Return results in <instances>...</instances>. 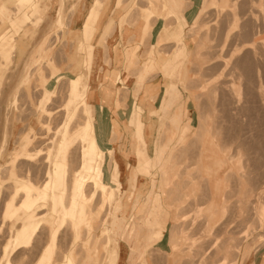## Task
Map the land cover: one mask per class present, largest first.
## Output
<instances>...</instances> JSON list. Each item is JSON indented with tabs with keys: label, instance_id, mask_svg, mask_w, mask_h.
<instances>
[{
	"label": "rangeland",
	"instance_id": "rangeland-1",
	"mask_svg": "<svg viewBox=\"0 0 264 264\" xmlns=\"http://www.w3.org/2000/svg\"><path fill=\"white\" fill-rule=\"evenodd\" d=\"M66 1H72L73 4L70 5L66 3ZM102 1L103 0H61L58 11L56 10L57 4L49 6L48 9L42 13V17L40 16L41 18L35 23L31 21L26 26L19 28L13 27L12 29L8 28L7 22L0 25V34L6 32L4 35L5 38L0 43V70L2 69L0 71V74L2 75L0 80V145H4L3 147H6V154L2 157V163L5 165H8L11 161V157H9L10 155L8 152L12 153L14 149L20 145V139L28 133L32 136V143L29 146V149L31 147L32 148L30 150L34 149L33 143H35L36 140V148L42 144V136L46 137V139L50 136L53 137V139L60 138V133L57 132L56 128L58 129V127L63 124L61 121H63L64 113L66 112L65 105L67 103L65 102L68 94L67 82L70 80V74H68L70 69V64H68V55H74L78 43L76 40L79 39L76 32L73 34L67 33L72 28L75 31L81 29L83 42L85 44L86 42L91 43V41H88L84 37V26L80 25V23H83V20L75 22L72 19L76 13L84 16L87 12L83 19L86 18L89 11L96 9L98 4L104 7ZM134 1L135 0H128L129 4L124 5L122 8V11L125 12L124 15H121L120 20H117L121 22L126 18L127 35L125 37L123 35L121 36L122 45L124 44L127 46L130 44L138 50L137 61L131 68V73L139 76L142 72L140 60L144 59L148 49L149 51L146 60H155L157 56V49H160L167 58V63L164 66H175L177 63L179 66H182V64L184 65V63L187 62V75L185 74V69L183 68L178 69L179 76L176 74L172 75L173 78L176 76V78L173 79V81L176 80V85L169 84V80L164 78L168 77L169 73V69L164 66H159L160 69H155L152 71V74L150 73L147 77L153 78L160 71L164 78L161 83L164 85H170L168 94L174 92L179 93L181 91H187L189 93L193 105V126L191 127L187 141L182 143L186 144L178 151L176 150V145L181 143L176 144L175 142L180 141L182 138H175L173 142H170L169 139L172 136L173 129L167 126L165 132L162 130L161 134L164 133V139L161 154L159 156L156 152L158 150L157 148H147L148 143L146 140L150 138V141H152L151 138H153L154 134H145L144 138H140L139 134L136 133L139 139V143L135 145V150L138 156L131 160L127 158L128 160L126 161L127 163L132 162L133 165L137 166V161L141 159L145 169L138 170V173L135 170V166H131L129 174L126 178V187L129 191L133 192V195L129 200L128 207L123 213H119L120 210L116 206L117 204L115 201L112 202L113 204L115 203V207L112 206V203H109V206L113 207L110 222L111 232L116 239V242H119L122 245L124 242L125 244L127 243L125 251L123 252L122 262L125 264H140V258L143 252H145L147 258L151 256V264H202L205 261L204 258L207 259L206 256L209 259V255H211L210 259L212 262L209 260L208 263V260H206L203 264H264V0H185L186 4L184 3L183 6L178 4L179 7H182V11L178 10V13H174L172 11L173 13H169L167 15L163 12L165 15L163 16L165 21L159 20V17L162 16V11L155 5L156 10L158 9L156 12L157 14L160 12V15L149 11L147 13V18L149 19L148 27L140 30L137 29V25L141 19L144 18L145 14L144 9H141V7L151 6L152 0H138L136 4ZM189 2H191V4ZM35 3L36 5H38V3L41 5V0H35ZM162 3L163 0H158V4ZM192 6L194 11L193 20L190 15V19H187V23L185 19L187 16V10H190ZM59 17H62V20L64 21L62 24H57V19ZM102 22L104 23V20ZM75 23L78 24L76 27L73 26ZM117 23L115 22L113 28L116 27V29L122 34V31L124 30L121 31V28L118 27ZM161 26L162 30L166 31L165 35H163L166 39L163 41L169 42L171 45L170 47H175L169 53L164 50L166 48H157L158 41L155 44V47L149 46L152 45L150 44L152 32H157ZM43 27L47 29L49 28V31H51L49 35V44L51 48L49 52V59L38 66L32 67L29 65L28 67V65L26 66V63H28L30 59V54H32V51L42 41L40 35L41 32L39 30ZM59 31H62L61 37L59 36ZM94 31L96 33H100L101 27L98 28V26H95ZM51 34L56 36H51ZM187 36H191L190 40H192L193 43V51L188 54V58L186 55ZM93 39H95L94 42H92L94 45L95 55L91 64L92 73L89 74V81L92 78L95 79L96 74L100 70L102 58L105 53V51L101 52V50L103 48L104 50L107 48L106 45H98L99 38L96 39V37H94ZM23 41L25 42V46L22 44ZM144 42L147 45L146 48H144ZM21 49H23V52L20 51ZM175 51L178 52L179 56L177 57V61L174 62L171 58V54ZM144 52L145 54L142 56L141 54ZM4 53L6 54L3 55ZM64 54H67V57H65ZM56 58L61 60L58 61ZM65 60L67 61L65 62ZM30 63L32 64L31 61ZM215 66L218 67L216 68L217 70L215 69ZM64 69L68 72L64 73L62 76L66 77L65 79L63 78V80L58 81L57 88H59V91L57 90V92L59 95L58 93L54 94L55 97H53L52 102L50 101L48 103L51 107H49L48 104L46 105L47 108L49 107L53 109V119L50 120L52 123L50 125L43 124V121H49L46 112L41 114L37 110V105L40 102L42 95L43 83L51 76L53 71H61ZM248 71H252L254 74ZM95 86L96 83L92 87ZM222 86H225V88ZM143 87L144 84L141 85L138 92V100L139 93L142 92ZM120 91H122V89ZM124 94L125 96H128L126 101L125 99H122L121 102L123 103L118 102L119 108H117V116L126 120L129 111L131 113L136 112L135 121H129L128 119L129 125L135 127L138 122L141 121V113L136 108L137 101H133V106L135 108L132 106L131 109H129L130 107L127 103L130 93L127 90ZM222 95L225 97H222ZM125 96L123 98H125ZM11 97H13V99ZM220 98L223 99L221 100ZM12 101L15 102L12 103ZM220 103H223L224 105L222 104V106ZM12 104H14V106ZM232 112L234 114H232ZM100 114L99 118L102 122L105 116L102 113ZM113 121L115 134H111L112 138L110 143L113 148L114 157L119 163L121 177L124 179L122 174L123 167L125 166L120 163L121 157L118 156L117 150L122 149V147L118 144L123 147L127 145L128 137L123 134L121 135V133L125 132L123 123H121L120 120L117 122L116 120ZM150 121L153 122V119H150ZM118 122L120 123V126L117 125ZM179 123H177V125H179ZM31 124H34L35 127L30 131ZM57 125L59 126L57 127ZM207 125H209V127H207ZM228 125L232 128L233 126L235 127L231 129ZM223 126H226V129H231L230 132L229 130H226L225 132L221 131ZM201 127L205 133L199 135ZM210 127L212 131L209 130ZM177 128L180 132V128L178 126ZM214 131L216 132V135ZM228 132L230 136L232 135V137L229 136ZM204 135L205 140L204 143H202ZM160 136L163 138L162 135ZM194 137L195 142H192ZM38 138L40 140H38ZM18 139V143L15 142ZM50 139L48 140L50 141ZM48 140H45L47 145L49 142ZM38 141H40L39 144ZM144 141L146 148H144ZM173 143H175V145L172 148H169L173 145ZM244 144L246 145L245 149ZM239 145L241 148H239ZM116 146L117 148H115ZM46 148L47 146L44 147V149ZM201 148L204 152L202 153V157L200 156ZM246 148L249 151H247ZM175 150L177 151L176 153H174ZM45 152H47V150H44V155L46 156ZM171 155L173 156L170 157ZM176 155H179L180 159L183 157L186 159L179 160L180 163L178 162L177 164V162H174L173 160ZM260 155L262 158H259ZM255 156H259L258 159L260 160L258 161ZM7 159L8 161H6ZM22 159L24 158L20 157L17 159L19 165ZM25 162L27 161H21V165H24ZM31 162L35 164L34 161H28L27 163ZM189 162L191 165H189ZM148 163H151L150 167L146 165ZM242 163H244V165ZM35 166H37V164H35ZM39 166L36 167L37 169L33 167V171L37 172ZM184 168L188 169L182 173V169ZM166 170L170 180L171 196L167 197V195L165 201L163 202V195L166 194V186L163 183L162 173ZM250 170H253V172ZM68 171H65L67 180L70 178L68 176H71V173ZM143 175L150 178L146 180ZM237 176L240 177L238 178ZM193 177L194 179H192ZM195 177L197 179H195ZM199 177H203V180L201 178L199 179ZM244 177L248 179V182H246ZM240 178H244L245 183H243V180ZM250 178L252 179L250 180ZM209 179L212 184H215V188L209 185ZM159 181L160 184L158 183ZM240 184L243 185L240 186ZM248 184L249 186H247ZM252 185H254V188ZM237 187L240 188L238 189ZM245 187L247 192L244 190ZM1 188L2 183L0 181V189ZM146 188L149 190L147 192V196L140 197L139 194L144 191L141 189ZM160 188L162 189V196L158 194L159 199L154 201L152 204L154 195ZM249 188L251 189L250 191ZM243 190L244 192L242 193ZM2 193H5V191L3 192L0 190V240L4 242L2 243L0 241V260L2 257V247L6 243L5 238L8 240L12 233L9 231L15 223L14 219L2 216L4 210L3 204L6 200V196H4L6 193ZM231 194H233V196ZM179 195L182 196L177 198ZM141 198L145 201V207L149 206V209L152 207V209L156 208L158 210V212L155 213V216H160L163 212H168V216H166V220L162 224L163 229L153 240L149 238L152 231V226L148 222L149 209L146 214L142 213L144 207L140 212H137L138 206L142 202L140 201ZM249 201L251 203H249ZM191 203H194V205L203 204L207 205V207L198 208L196 212L186 213L183 214V216H180L181 214H175L176 217L173 216V205L179 206L180 204L188 205ZM165 204H168L169 207H166ZM109 206L107 205L106 208ZM142 215L144 216L141 217ZM52 219L53 217H51V220L48 223L45 222V225L41 227V232H38L37 234L41 239L36 236L34 238L36 240H34V243L32 244L33 246L31 245V249H29L30 246H28L26 250L23 248L24 251L21 248L20 250H22V252L19 249L14 252V257L12 258L11 256V260L15 262L14 264H35V261L37 260L44 244H46V241L48 242L47 238L50 236V231L54 226ZM140 219L143 221L142 223L140 222ZM181 220L189 223L194 227V229H191L190 227L185 228L184 225L181 226ZM170 221L173 222L170 224H173V227L168 229L167 225ZM199 223H201V225ZM6 224L9 227L8 231L6 230L8 227L5 228ZM145 229L148 234L146 237H143ZM215 231L217 233L216 236L214 235L216 234ZM2 232H6L7 234H2ZM168 232L170 233V236L167 242V248L166 245L164 246L162 243L164 235ZM70 233L71 232H69V230L68 232L65 231L64 233H61V238L58 239L60 241L58 242V245H60L59 249H65V247L70 245ZM107 236L108 233L105 232L101 239H106ZM221 236H223V238ZM62 237L64 239L67 238L66 241L63 240ZM61 239L63 241H61ZM210 239L211 241L209 242ZM64 241L67 242V244L64 245ZM205 241H207V244H205ZM35 243L36 245H34ZM80 244L84 245L82 241L79 245ZM103 244L104 245L99 251L95 250L96 243L89 247L82 246V248H85L82 249L83 256L79 261V264H104L105 254L108 249V242ZM214 244L217 245L214 247ZM80 247L78 248L80 249ZM207 247H210L211 252L204 254L203 257L202 255L204 253V249ZM222 247L226 249H222ZM225 250L226 252H224ZM216 252L218 254L214 255ZM229 252H231L232 255L228 254ZM33 255H35L34 258ZM201 258L204 261L200 260Z\"/></svg>",
	"mask_w": 264,
	"mask_h": 264
},
{
	"label": "bare ground",
	"instance_id": "bare-ground-1",
	"mask_svg": "<svg viewBox=\"0 0 264 264\" xmlns=\"http://www.w3.org/2000/svg\"><path fill=\"white\" fill-rule=\"evenodd\" d=\"M151 4L152 5L149 7H141V9H144L145 14H144V18H142L141 21L137 25L138 30L145 28V27L146 28L148 27L149 19L147 18V13L149 11L157 14L156 11L158 9L156 10L155 5L158 6L160 8V10L162 11V14H161L162 16H160L159 19H162L165 21L163 16H165L169 13H173L166 6V3L164 0H163L162 4H158V0H152ZM119 5H120V0H116L115 1V7H119ZM13 8L15 10L14 15L9 17L7 20V23H8L7 26L9 29H12L13 27L19 28L22 26H26L31 21L33 23H35L36 21H38L42 17V13L45 12V8L43 6H41L39 3H38V5H36L35 0H16V4ZM103 8L104 7H102V5L98 4L96 9H93L90 12L88 20L86 21V23H84L85 28H89L90 24L95 19L97 20V22H96L97 24H95V26L96 27L98 26V28L102 27V23H103L102 21L104 19V15H105L104 12L102 13ZM184 9H186V8H184ZM163 12L165 15L163 14ZM157 15H160V12ZM185 19L187 21L186 17H185ZM63 22L64 21L62 20V17H59L57 19V24H62ZM98 22H99V24H98ZM117 22L116 23L118 24V27L121 28V31L124 30V31H122V34L126 35V32H127V30H126L127 29L126 18L124 21H121V22L117 21ZM187 23H188V21H187ZM164 25H165V23H164ZM162 26H163V23H162ZM9 29H7V30H9ZM192 31H193V28H192ZM74 32H76L79 39L76 40V42H78V43H77L74 55L73 54L68 55V64H70V66H69L70 69H69L68 74H70V77H69L70 80L67 82L68 83V94H67V98H66V102H65V103H67L65 105L66 112L64 113L63 121H61L62 118L60 119V121L63 124L62 125L60 124L61 125L60 127H58L59 125H57L58 129L56 128L57 132L60 133V136H59L60 138L59 139L58 138L53 139V137L50 136L48 139H50V138H52V139H50V141H49L48 139H46V137L42 136V140H41L42 144H40L39 147L36 148L35 147L36 146L35 144L37 141L36 140L35 143H33L34 145L32 144L34 149L30 150L32 148L31 147L29 149V146L32 143V136L28 133L27 135H25L24 137H22L20 139V141H21L20 145L18 147H16L12 153L8 152V154L10 155L9 157H11V161L8 165H5L4 163H2V160H3L2 157L6 154V147H3L4 145H0V162H1V164H0V181L2 183V188L0 190L3 192L5 191V193H6V194L2 193V194H5L4 196H6V198H5L6 200L4 201V204H3L4 210H3L2 216L15 220V223L13 225L10 224V225H12V229L9 232H12V233L9 236V238L6 235L7 234L6 232L9 230V227L7 226L9 221L7 222L6 226L4 225L5 228L8 227V229H6L7 230L6 232H2V234L6 233L5 235L8 238V240L4 237L6 240V243L2 247L3 250H2V257L0 260L1 261L0 264H14L15 262H13L11 260V256H12V258L14 257L15 251H17L18 249L20 250L21 248L24 251L23 248H25V250H26L28 246H30L29 249H31V245L34 243V240H36L34 238L36 236L38 237L37 234H38V232H41L40 231V229H42L41 227L43 225H45V222L48 223L51 220V217H53L52 220H53L54 226L50 231V236L47 238L48 242L46 241V244H44L37 260L35 261V264H79L80 263L79 261L81 260V258L83 256L82 249L85 248V247L82 248V246L89 247L92 244L96 243L95 250L99 251L100 248L104 245L103 243H105V242H108V249H107L106 254H105L106 256H105L104 264H125L124 262H122V259H123V252L125 251L126 247H125V245H122L119 242H116V239L114 238V236L111 232L110 222H111V217H112V212H113L112 206H114V204L116 203L117 204L116 206L120 210L119 213H123L124 210L129 205V200L131 199L133 192H131L127 189L126 183H124V179H122V177H121L119 163H118L117 159L114 157L113 148L109 147V145H108V143L110 144L112 137H111V135L110 136L107 135L105 130H103V128H102V126H105V124L103 125L101 123V119L99 118V116L101 114L99 113V111L103 110V113H105L104 111H106V110L104 109L103 105H99V107H96L94 102L92 101V97L95 96L97 93L101 92L103 94V97H102L103 102L105 104H107V103L110 104L111 100L113 98H115V96L117 95V92H118L117 84L119 83V84H121V88H122V91L120 94L121 100L125 99V101H126V98L128 95L125 96L124 92H126L128 90V92L130 93L129 89H131L132 94L137 95L140 88H141V85L143 84L142 83L143 78L139 77L140 74L136 78L130 77L129 72L127 71L128 68L131 67L133 65V63L135 62V57H136L135 48H133L131 46L124 47L122 45V42L120 43L122 45L121 48L117 47V46L112 47V45H114V44H111V42H110L109 46H108V43H106L107 48H105V53H104L103 58H102L101 68L98 71L97 77L95 80L96 86L92 87V85H90V81L88 78V72L86 71V67H87V64L92 61V57L94 55V52H93L94 49L92 46L86 45L83 42V36L81 35V29L75 31L72 28L68 31L67 34H70V33L73 34ZM163 32H164L163 34L165 35L166 31H163ZM5 33L0 34V43L5 38L4 37ZM152 34H153V32H152ZM163 34L161 37H158L157 47H159L163 43V40L166 39V38H164ZM106 41H109V40L106 39ZM106 41H104V42H106ZM146 46L147 45L144 42V48H146ZM108 47L111 48L110 52L108 51ZM164 50L168 53L170 52V49L166 48ZM20 51L23 52V49H21ZM63 51H64V49H63ZM57 53H56V55H57ZM5 54L6 53H4L3 55H5ZM144 54H145V52L142 53L141 55L143 56ZM66 55H65V57H67ZM178 56H179V54L176 51L171 54V58L173 59L174 62L177 61ZM56 59L58 60V58H56ZM146 59H147V57L144 58L143 61ZM162 59L165 61L166 56L163 55ZM60 60H58V61H60ZM112 60L114 61V64H115V66L113 68L110 67ZM159 60L161 61V59H159ZM246 60H248V59H246ZM66 61L67 60H65V62ZM247 62H246V64H247ZM27 65L29 67L28 63H26V66ZM237 65H239V64H237ZM216 68H218V67L215 66V69ZM65 69L61 70V71H53L51 76L48 77V79L43 83L41 99L37 105L38 106L37 110L39 111V113L42 114L43 112L44 113L46 112V115H48L49 121H45V122L43 121V124L50 125L52 123L50 120L53 119L52 118L53 117V112H52L53 109L49 108L51 106H49L48 103L50 101L52 102L53 97H55L54 94L58 93L57 92V90L59 89V88H57L58 81L59 80L61 81V80H63V78L64 79L66 78V77H62L64 75V73L68 72ZM213 69H214V67H213ZM237 69H238V67H237ZM208 70H211V69H208ZM243 70H244V68H243ZM253 70H255V69H253ZM248 72H250V71H248ZM71 76H72V78H71ZM1 77H2V75L0 74V80H1ZM74 77H76V78H74ZM65 88H66V86H65ZM223 88H225V86ZM119 90H121V89L119 88ZM220 91H221V89H220ZM209 93H211V92H209ZM222 94H224V93H222ZM58 95H59V93H58ZM124 96H125V98H123ZM16 97H18V96H16ZM222 97H225V96L222 95ZM11 98L13 99V97H11ZM211 99H212V97H211ZM262 99H263V97H262ZM106 100H108V101H106ZM232 101H233V99H232ZM13 102H15V101H12V103ZM225 102H227V101H225ZM121 103H123V102H121ZM47 104L49 106L48 108L46 107ZM213 104H214V102H213ZM12 105L14 106V104H12ZM225 105H226V103H225ZM132 106H133V103H132ZM210 107H212V106H210ZM230 109H231V107H230ZM64 110H65V108H64ZM232 114H234V113L232 112ZM111 120L113 123V128L111 127L112 128L111 134H115L114 121L113 120H116V122L119 120L115 113H113V115H111ZM19 121H20V119H19ZM55 121H56V119H55ZM180 121H181V114H178L172 120V124L176 128H173L172 136L169 139L170 142H173L175 138L180 139L181 136H183V134H184V133L182 134V132H179L178 128L176 126V124L179 123ZM209 123H211V122H209ZM74 124H75V126H74ZM117 125L119 126V122L117 123ZM215 125H216V123H215ZM228 126H230V125H228ZM34 127H35V125L31 124L30 131L33 130ZM207 127H209V125H207ZM224 127L226 128V126H223V128ZM234 127L235 126H233V128ZM233 128L231 127V129H233ZM53 129H54V126H53ZM231 129H226V130L227 131L229 130V132H230ZM209 130H211V127ZM229 132H228V134H229ZM19 133L21 134L20 131H19ZM199 133H200L199 135L205 133V132H203L202 127L199 130ZM214 133L216 135L215 131H214ZM220 133H218V134H220ZM50 135H51V133H50ZM229 136H230V134H229ZM230 137H232V135ZM18 138H19V134H18ZM227 139H228V137H227ZM38 140H40V139L38 138ZM45 140L49 141L48 142V145L50 143L49 147L46 144ZM55 140H56V143H55ZM204 140H205V135H204V138L202 139V143H204ZM18 141H19V139L15 142L18 143ZM39 142L40 141H38V144H39ZM192 142H195V137H194V140ZM251 142H252V140H251ZM17 143H15V144H17ZM245 144H244V149L246 146ZM43 146L44 147L47 146V148L44 149ZM254 147H255V145H254ZM239 148H241L240 145H239ZM260 149H261V147H260ZM44 150L45 151L47 150V152H45L46 156L44 155ZM247 151H249V150L247 149ZM241 152H242V150H241ZM200 153H201L200 156L202 157V153H204L202 148L200 150ZM261 155H263V154H261ZM261 155H260V157L259 156L258 157L262 158ZM242 156H243V154H242ZM20 157L24 158L21 161H24V160H26L27 162L28 161L29 162L34 161L35 164H37V166H39V164H40V166H41V167L39 166L40 169L38 167V171H37L36 170L37 166H35V164H33L32 162L31 163L25 162L27 164L24 163V165H21L22 163L20 161V165H19V162L17 161V159H19ZM258 157H256V159H258ZM246 159H248V158H246ZM251 159H254V158H251ZM173 160H174V162H177V164H178V162L180 160L179 155H176L173 158ZM259 160L260 159H258V161ZM6 161H8V159ZM242 164L244 165V163H242ZM189 165H191L190 162H189ZM32 166L34 168H36L35 170L37 172L33 171L34 169ZM131 166H134V165L130 162H128L125 165V168H128L127 169L128 174H129ZM148 166H151V163H149ZM135 170L138 172L137 169H135ZM65 171H68L69 173H71V176H68V177H70L68 180L66 178ZM251 172H253V170ZM190 174H191V172H190ZM201 175H202V173H201ZM255 175H256V172H255ZM191 177H192V175H191ZM144 178L147 180L150 177L144 176ZM200 178L202 179L203 177H199V179ZM244 178L243 179L240 178L243 180V183H245ZM162 179H163V183L166 186V194H168L167 197H170L171 196V193H170L171 188H170V180H169V175L167 173V170L163 171ZM192 179H194V177ZM195 179H197V178L195 177ZM245 179H246V182H248L247 181L248 179L247 178H245ZM251 179L252 178H250V180ZM5 180H7V181H5ZM204 181H205V179H204ZM253 181H255V180H253ZM206 182H207V180H206ZM234 183H236V182H234ZM249 184L247 186H249ZM242 185L240 184V186H242ZM168 186H169V188H168ZM245 186H246V184H245ZM252 186L254 188V185H252ZM123 189L125 190L126 196H123V194H124ZM245 189H246V187L244 188V190ZM244 190L242 191V193L244 192ZM250 190L251 189L249 188V191ZM245 191L247 192V190H245ZM238 192H240V191H238ZM158 194H160V196H162V189L161 188L158 191H156L152 204L154 203V201L159 199ZM233 194H231V195L233 196ZM227 197H230V196H227ZM114 201H115V203L113 204L112 202H114ZM109 203H112L113 205L109 206L110 205ZM157 203H158V201H157ZM249 203H251V202L249 201ZM263 204H261V205H263ZM107 205L109 206L108 208H106ZM246 205H248V204H246ZM144 206H145V201L143 200L140 203V205L138 206L137 212H140ZM157 212H158V210L156 208L152 209V207H150L149 215H148V222L152 226V231H151V234L149 236V238L151 240H153L156 236H158L160 234L161 230L163 229L162 224L166 220V216H168L167 215L168 212L167 213L163 212L162 215L155 216V213H157ZM261 214H263V213H261ZM263 216H264V214H263ZM131 220H132V218H131ZM199 224L201 225V223H199ZM68 230H69V232H71L70 233L71 235H69V236H71L70 237L71 242L69 240L70 245L68 244L69 245L68 247H65V249L63 248L61 250V248L59 249L60 245H58V242H60V241L58 239L61 238L60 237L61 233H64L65 231L68 232ZM105 232L108 233L107 238L101 239V237L105 234ZM215 233H216V231H215ZM2 234H1V236H2ZM67 234H69V233H67ZM39 235H40V233H39ZM212 235H213V232H212ZM214 235L216 236L217 233ZM65 236H66V234H65ZM63 237H64V235H63ZM221 237L223 238V236H221ZM38 238H40V237H38ZM66 239L67 238H65V239L63 238V240H65V241H66ZM63 240L61 239V241H63ZM224 240H226V239H224ZM81 241L83 242L84 245H82V244L79 245V243ZM210 241H211V239L209 240V242ZM1 242L4 243L3 241H1ZM206 242L207 241H205V244H207ZM65 244H67V242H65L64 245ZM34 245H36V243ZM208 245H210V244H208ZM215 245H217V244H214V247H215ZM219 245H220V243H219ZM34 247H37V246H34ZM62 247H63V245H62ZM78 247H80V249ZM40 248H41V245H40ZM222 249H226V248L222 247ZM227 249H228V247H227ZM22 250H20V251L22 252ZM129 251H130V249H129ZM209 252H211L210 247L209 248L207 247L206 249H204V253L202 256L204 257V254H208ZM217 252L214 255H217L218 254ZM224 252H226V250ZM0 254H1V252H0ZM32 254H34V253H32ZM35 254H37V253H35ZM228 254L232 255L231 252H229ZM34 256L35 255H33V258H34ZM29 257H31V256H29ZM210 257H211V255H209V259H208V257L206 256L207 259L204 258V260L205 261L208 260V263H209V260H211ZM224 257H225V255H224ZM200 260H203V259L201 258ZM231 260H230V262H231ZM151 262L146 257L145 252H143V254L140 258V264H151ZM211 262H212V260H211ZM215 262H216V260H215ZM218 264H220V263H218Z\"/></svg>",
	"mask_w": 264,
	"mask_h": 264
},
{
	"label": "crops",
	"instance_id": "crops-1",
	"mask_svg": "<svg viewBox=\"0 0 264 264\" xmlns=\"http://www.w3.org/2000/svg\"><path fill=\"white\" fill-rule=\"evenodd\" d=\"M60 1L61 0H41V6H43L45 8V11H46L49 6H51V5L53 6V5L57 4L56 10L58 11L60 8ZM115 1L116 0H103L102 1V3L104 4V8L102 10V13L103 12L105 13V18L103 19L104 23L101 27L100 33H98V32L96 33L94 31V25L97 22L96 19L90 24L89 28H85L84 23H86V21L88 20V17H89L91 10L89 11L88 16L84 19H83V17L86 15L87 12L85 13L84 16H82L79 13H76L73 16L72 20L75 22L83 20L82 21L83 23L82 24L80 23V25L84 26V31H85L84 37L88 41H91V43L86 42V44L92 46L93 49H94V45L92 42H94V40H95V39H93L94 37H96V39L99 38V43H98L99 46L100 45H102V46L106 45V43H108V46H109V44L111 42V44H114V45H112V47H115V46L120 47V48L122 47V45L120 44L121 43V36L122 35L126 36L127 34L126 35L121 34L116 29V27L113 28V26H114L115 22H117V20H120V18H121L120 16L124 15L125 12L122 11V8L124 5L129 4V2H128V0H125V1L120 0L119 7H115ZM137 2H138V0L134 1L135 4ZM66 3H68L70 5L73 4L72 1H66ZM93 3H94V1H93ZM165 3H166V6L171 11H173L174 13H178V10L182 11V9H181L182 7H179L178 4H180L181 6H183L184 3L186 4L185 0H165ZM189 3L191 4V2H189ZM15 4H16V0H0V25L6 23L8 18L14 15L15 10L13 7L15 6ZM193 14H194V11H193V6H192L190 10H187V16L186 15L185 16L187 19L188 18L190 19V15H191L192 20H193ZM188 15H189V17H188ZM159 20H162V19H159ZM110 22H111V24H110ZM77 25L78 24L75 23L73 26L76 27ZM39 31L41 32L40 35H41L42 41L32 51V54H30V59L28 61V64L32 67H35V66L40 65L41 63H44L47 59H49V56H50L49 52H50L51 48H50V44H49V39H50L49 35H50L51 31H49V28L47 29L44 27ZM163 33L164 32L162 30V26L159 28V30L157 32H153L151 42H150V44H152V45H149V46L155 47V44L157 43L158 37H161ZM52 35H54V34H51V36ZM54 36H56V35H54ZM59 36L60 37L62 36V31H59ZM190 38H191V36L186 37V45H187L186 55H187V58H188V54H190L193 51V43H192V40H190ZM106 39H108L109 41H106ZM104 41H106V42H104ZM22 44H23V46H25L24 41L22 42ZM123 46L124 47H127V46L133 47V45H130V44L127 46H125L123 44ZM170 46L171 45L169 42L163 41V43L159 47L167 48V49H170V51H172L175 47H170ZM159 47H157V48H159ZM104 51L105 50L103 48L101 50V52H104ZM108 51L109 52L111 51L110 47H108ZM135 51H136V57H135V62L133 63V65L137 61L138 50L135 49ZM148 51H149V49H148ZM148 51H147V54L144 58H146L148 56ZM93 52L95 55V51H93ZM94 55L92 57V61L89 62L87 64V67H86V71L88 72V77H89V74L92 73L91 64L94 60ZM163 55H164L163 52L160 49H157V56H156L155 60H153V61L140 60L142 72L140 73L139 77L143 78L142 83L144 84V87H143L142 92L139 93V100L137 98L138 94L137 95L132 94V90L129 89L130 90V94H129L130 97L128 98L127 104L130 107L129 109H131L133 101H135V102L137 101L136 108L141 113V121L142 122L141 121L138 122V124L135 127L129 125L128 119H129V121H135L136 120V112L131 113L129 111L128 117L126 118V120L121 118L120 116L119 117L117 116L118 119L121 121V123H123V127L125 128V132L121 133V135L123 134V135H126L128 137L127 145L125 147L118 144L120 147H122L121 150H117V154H118V156L121 157L120 163L123 166H125V164H127L126 160H128V159L131 160V159H134L138 156L137 152L135 150V148H136L135 145L139 143V139H138L136 133L139 134L140 138H144L145 134H149V133L154 134L153 138H151L152 141H150V138H148L149 140L148 139L146 140V142L148 143L147 148H151V149L157 148L158 150L156 152H157V155L159 156L161 154V148H162L163 139H164V133L161 134V131L163 130L165 132V129L167 126L170 127L171 129L176 128L172 124V120L175 118V116H177L178 114H181V121H180L179 125L176 124V126H178L180 128V132H182V134L184 133L183 136H181L182 139L178 142L177 141L175 142L176 144L181 143V144L176 145L177 151L186 144V143H184V144H182V143L187 141L189 133L191 131V127L193 126V120H192L193 119V105H192V99L190 98L189 93L187 91H185V92L181 91L179 93L174 92V93L168 94L170 85H167V84L164 85L161 83V81L164 78H166L167 80H169V84H175L176 85L177 84L176 80L173 81V79H175L176 76L173 78L172 75L176 74L177 76H179L178 69H182V68L185 69V74L187 75V73H188V68L186 66L187 62H185L184 65L182 64V66H179L178 63L175 66H173V65L171 66L170 63H169L170 66H164L167 63V60L164 61L162 59ZM159 59H161V61ZM30 61L32 62V64L30 63ZM133 65L131 67H129L127 71L129 72L130 77L136 78L137 75L131 73V68L133 67ZM114 66H115V64H114V61L112 60L110 67L113 68ZM159 66H164L165 68L167 67L169 69L168 77L163 78L162 73L159 71V73L156 76H154L153 78H148L147 76L150 75V73L152 74V71H154L155 69H160ZM96 77H97V74H96ZM96 77H95V79L94 78L90 79V83L92 86L96 83L95 82ZM117 88H118L117 95L115 96V98H113L111 100L110 104H108V103L105 104L103 102V100H102L103 94L101 92L97 93L95 96L92 97V101L94 102L96 107H99V105H103L104 109L106 110V111H104L105 113H103V110H100L99 113H102L105 116L104 120H102L101 123L103 125L105 124V126H102V128H103V130H105L106 134L109 136L111 135L112 128H113L111 115H113V113H115L117 115V111H118L117 108H119L118 102L121 103V101H122L121 95H120L121 91L119 90V88L122 89L121 84L118 83ZM106 101H108V100H106ZM159 114H160V118H159ZM150 119H153V122L150 121ZM119 126H120V123H119ZM123 131H124V129H123ZM221 131L225 132L226 128L224 127L223 129H221ZM160 135H162L163 138H161ZM175 143H173V145H171L169 148H172L175 145ZM144 144H145V141H144ZM108 145H109V147H111V143L110 144L108 143ZM117 146L115 148H117ZM144 148H146V144H145ZM176 150L174 151V153L177 152ZM173 155H171L170 157H172ZM184 159H186V158L183 157L180 160H184ZM137 162H138V165L137 166L134 165L135 169H137V170L143 169L144 170L145 167L143 166V161L141 159H139V161H137ZM148 164H146V165L148 166ZM148 167H150V166H148ZM127 169L128 168L123 167L122 176L124 178V183H126V178H127V174H128ZM186 169L187 168L182 169V173L185 172ZM138 173H139V171H138ZM158 183L160 184V181ZM209 185L211 187L215 188V184L214 183L212 184L210 179H209ZM141 190H144V191L139 194L140 197L147 196V192L149 190L147 188L141 189ZM123 191H122L124 193L123 196H126L124 189H123ZM167 195L168 194L163 195L164 196L163 202L165 201ZM182 195L177 196V198H180V196H182ZM140 201H143L142 198L140 199ZM188 205H184V204L183 205L180 204L179 206L173 205L172 206L173 216L176 217L175 214H181L180 216H183V214H186V213L196 212L198 208L207 207V205H203V204L202 205H198V204L194 205V203H191ZM165 206L169 207L168 204H165ZM148 209H149V206H146V207L144 206V210L142 213L146 214ZM144 215H142L141 217H143ZM141 219H140V222L142 223L143 221ZM171 222L172 221H170L167 225L168 229H171L173 227V224L170 225ZM180 222H181V226L184 225L185 228L190 227L191 229L192 228L194 229V227L191 226L189 223L184 222L182 220ZM147 234H148V232L145 229L143 237H146ZM169 236H170L169 232L164 235V239H163L162 244L164 246L166 245V247L168 246L167 242H168ZM126 244H125V242L123 243V245H125V246H126ZM150 257L148 258L149 261H151Z\"/></svg>",
	"mask_w": 264,
	"mask_h": 264
}]
</instances>
